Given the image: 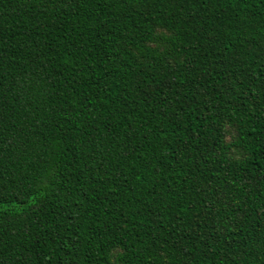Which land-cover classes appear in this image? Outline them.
<instances>
[{
	"label": "trees",
	"instance_id": "16d2710c",
	"mask_svg": "<svg viewBox=\"0 0 264 264\" xmlns=\"http://www.w3.org/2000/svg\"><path fill=\"white\" fill-rule=\"evenodd\" d=\"M0 264H264V0H0Z\"/></svg>",
	"mask_w": 264,
	"mask_h": 264
}]
</instances>
